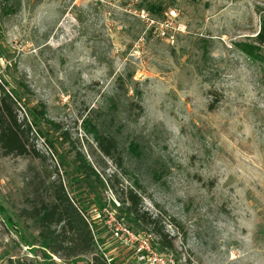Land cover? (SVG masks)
<instances>
[{"label":"rangeland","instance_id":"374dc122","mask_svg":"<svg viewBox=\"0 0 264 264\" xmlns=\"http://www.w3.org/2000/svg\"><path fill=\"white\" fill-rule=\"evenodd\" d=\"M20 1L0 15V84L20 118L45 107L35 143L68 191L91 210L136 189L176 264H264V0ZM74 150L105 187L78 181ZM31 165L0 150V264L65 262L23 216ZM95 227L115 264H142Z\"/></svg>","mask_w":264,"mask_h":264},{"label":"trees","instance_id":"16d2710c","mask_svg":"<svg viewBox=\"0 0 264 264\" xmlns=\"http://www.w3.org/2000/svg\"><path fill=\"white\" fill-rule=\"evenodd\" d=\"M0 7V15L9 16L17 13L21 6L20 0H3ZM257 43L264 44V20L261 23L260 31L256 36ZM30 111L33 120L29 115L20 118L22 111L21 100L12 91L6 89V85L0 84V150L4 156L15 155L20 157L38 160L40 167L33 165L28 167L31 176L27 180L31 188V196L27 201L31 208L23 211V216L32 220L39 233L42 246L51 255L65 260L63 263L53 262L52 264H79L82 258L90 255L91 259L86 264H115L114 260L109 262L103 252L99 249V242L96 223L91 220V210L68 191L60 171L57 167L50 169L47 166L49 157L40 151L35 143L36 119L45 116V107L35 112ZM100 152L109 158H113L116 151V144L113 139L98 137ZM73 163L78 181L86 183L92 192H96V186L105 187V182L99 172L93 167L83 151L74 150ZM118 168L122 169L121 161H118ZM114 180L120 183L117 174L114 173L109 181ZM138 188L139 185H136ZM123 196L118 201L119 206L114 203L117 216L127 220L133 227L128 225L135 232L139 229L150 228L151 234L160 237L157 243L159 251H171L174 243L168 238L164 225L159 216L154 217L141 209L142 198L134 188L123 189ZM104 205L97 206L103 208ZM127 224V223H126ZM10 264H40L37 261L29 263L11 261Z\"/></svg>","mask_w":264,"mask_h":264},{"label":"built area","instance_id":"2783aa9c","mask_svg":"<svg viewBox=\"0 0 264 264\" xmlns=\"http://www.w3.org/2000/svg\"><path fill=\"white\" fill-rule=\"evenodd\" d=\"M114 203L119 206L116 199H109L103 208L94 207L91 210V220L93 223L101 221L105 228L109 230L112 238L121 246L132 249L139 263L142 264H176L173 253L169 251H159L154 236L148 232H135L130 229L122 219L117 216ZM98 245L99 242L97 241ZM109 262L113 261L106 251L99 245Z\"/></svg>","mask_w":264,"mask_h":264}]
</instances>
